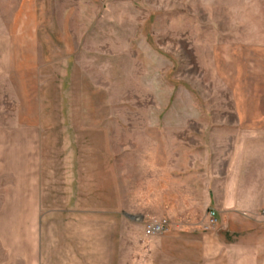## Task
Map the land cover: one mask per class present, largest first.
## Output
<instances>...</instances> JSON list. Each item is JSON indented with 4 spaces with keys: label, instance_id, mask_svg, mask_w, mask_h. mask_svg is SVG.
Segmentation results:
<instances>
[{
    "label": "rangeland",
    "instance_id": "1",
    "mask_svg": "<svg viewBox=\"0 0 264 264\" xmlns=\"http://www.w3.org/2000/svg\"><path fill=\"white\" fill-rule=\"evenodd\" d=\"M236 106L264 107V0H0V264H81L114 206L224 173L234 138L264 186Z\"/></svg>",
    "mask_w": 264,
    "mask_h": 264
},
{
    "label": "crops",
    "instance_id": "2",
    "mask_svg": "<svg viewBox=\"0 0 264 264\" xmlns=\"http://www.w3.org/2000/svg\"><path fill=\"white\" fill-rule=\"evenodd\" d=\"M235 112L239 129L263 126L264 107H258L257 116L238 106ZM232 141L239 148L224 173L214 163L203 169L194 162L172 173L162 169L160 191L149 194L146 206H114V228L99 238L98 247L83 252L81 264H264V201L259 199L264 186L255 171L248 172L251 164L242 153L263 140ZM210 210L216 211L214 224L208 223ZM161 218L169 219L170 228L147 235L146 223ZM17 257L26 264V255Z\"/></svg>",
    "mask_w": 264,
    "mask_h": 264
},
{
    "label": "built area",
    "instance_id": "3",
    "mask_svg": "<svg viewBox=\"0 0 264 264\" xmlns=\"http://www.w3.org/2000/svg\"><path fill=\"white\" fill-rule=\"evenodd\" d=\"M217 221L216 211L210 212V224H214ZM170 228V221L167 218L152 219L146 223L145 233L147 235H154L167 231Z\"/></svg>",
    "mask_w": 264,
    "mask_h": 264
}]
</instances>
